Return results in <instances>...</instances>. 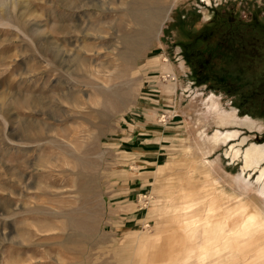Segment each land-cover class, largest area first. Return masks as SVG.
<instances>
[{
    "label": "rangeland",
    "instance_id": "obj_1",
    "mask_svg": "<svg viewBox=\"0 0 264 264\" xmlns=\"http://www.w3.org/2000/svg\"><path fill=\"white\" fill-rule=\"evenodd\" d=\"M250 17L264 0H0V264H264L221 196L264 212V160L242 170L264 103L197 83L183 48L213 21L249 51Z\"/></svg>",
    "mask_w": 264,
    "mask_h": 264
},
{
    "label": "trees",
    "instance_id": "obj_2",
    "mask_svg": "<svg viewBox=\"0 0 264 264\" xmlns=\"http://www.w3.org/2000/svg\"><path fill=\"white\" fill-rule=\"evenodd\" d=\"M231 23L232 20H229ZM224 22L206 23L198 32L196 39H190L189 43H185L191 53L189 57L194 59L192 62L193 74L197 79V83H205L208 81H216L221 88L238 96V107L244 110L256 109L257 106L264 103V75L255 76L251 74L248 79L242 78L243 69L239 67L234 72L227 71L226 67L221 66V71H214L222 64L224 59H232L237 64L245 63L249 68H253V63H260L264 67V22H259L257 17H250L243 25L248 26L254 31H250L249 46L237 45V40L231 31L224 29ZM254 43L260 44L261 48H257ZM262 49V50H260ZM250 52V53H249ZM185 57H188L187 55ZM210 69L212 71L208 72ZM252 72V71H251ZM239 81V82H238Z\"/></svg>",
    "mask_w": 264,
    "mask_h": 264
},
{
    "label": "bare ground",
    "instance_id": "obj_3",
    "mask_svg": "<svg viewBox=\"0 0 264 264\" xmlns=\"http://www.w3.org/2000/svg\"><path fill=\"white\" fill-rule=\"evenodd\" d=\"M235 135H237V130L236 129L235 130H230L229 132H226L225 137L235 136ZM262 160H264V146H260V145H257V144H251V146L247 147L245 149L244 153H243V162L244 163H243V166H242V170L245 169V168L247 169L248 167H252V169L258 168L259 163ZM258 170H259L258 171L259 173L257 174V176L255 178V181L258 184V192L261 195H264V168L263 167H259ZM244 177H246V176L244 175ZM250 178H251V176H250V174L248 172V175H247V177L245 179H247V181H249ZM221 196H223V198H222L223 199V204L222 205H225V201H226L225 199L226 198H230L233 201H235L237 205L240 206V208L238 209V211H239L238 214H241L240 215L241 218H248L247 221L246 220H242V223H241L242 231L246 232L247 235H248V233H251V231H253L252 229H254V228L260 227V229H261V227H264V212H263V210L261 208H259V206L255 202L250 201V200H245L242 195L234 193V192L232 194H230L229 197H227L228 193L221 192ZM248 207H250L251 209L247 210ZM236 229H239V228H235V230ZM244 232L242 234H244ZM205 241L206 240H204L203 243H201L198 246L200 248H203V247L205 248V244H204Z\"/></svg>",
    "mask_w": 264,
    "mask_h": 264
}]
</instances>
